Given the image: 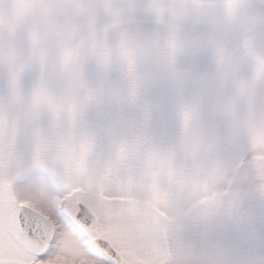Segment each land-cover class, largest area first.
<instances>
[{"label":"rangeland","instance_id":"obj_1","mask_svg":"<svg viewBox=\"0 0 264 264\" xmlns=\"http://www.w3.org/2000/svg\"><path fill=\"white\" fill-rule=\"evenodd\" d=\"M137 2L0 0V164L45 212L87 205L96 223L84 230L110 241L129 264H188L184 246L220 198L208 189L191 198L204 173L264 166V25L234 30L223 57H200L206 70L223 63L236 74L211 113L184 108L161 127L138 106L139 90L130 89L127 119L101 102L104 83L139 70L125 33L161 24L123 13ZM193 123H214L231 142L225 149L210 137L206 151L188 149L182 137ZM34 171L58 187L20 184Z\"/></svg>","mask_w":264,"mask_h":264},{"label":"clouds","instance_id":"obj_2","mask_svg":"<svg viewBox=\"0 0 264 264\" xmlns=\"http://www.w3.org/2000/svg\"><path fill=\"white\" fill-rule=\"evenodd\" d=\"M129 10L161 24L156 30L125 33L139 70L125 80L104 83L101 102L127 119L133 114L130 89L139 90L138 106L161 127L184 108L211 113L221 91L236 83V74L223 63L215 71L206 70L198 62L200 57L208 53L223 57L234 30L264 25V0L227 6L219 0H138L122 11ZM210 137L219 139L225 149L231 142L214 123L206 128L193 123L182 140L188 149L206 151ZM205 189L220 198L210 205L211 219L184 246L188 264H264V166L216 165L204 173V183L192 189L191 198ZM199 214L197 210L195 217Z\"/></svg>","mask_w":264,"mask_h":264},{"label":"snow or ice","instance_id":"obj_3","mask_svg":"<svg viewBox=\"0 0 264 264\" xmlns=\"http://www.w3.org/2000/svg\"><path fill=\"white\" fill-rule=\"evenodd\" d=\"M40 183L58 187L54 177L38 171L20 182ZM91 224L83 205L76 210L61 204L45 212L43 200L23 192L11 168L0 164V264H120L107 243L84 230Z\"/></svg>","mask_w":264,"mask_h":264},{"label":"water","instance_id":"obj_4","mask_svg":"<svg viewBox=\"0 0 264 264\" xmlns=\"http://www.w3.org/2000/svg\"><path fill=\"white\" fill-rule=\"evenodd\" d=\"M80 205H83L85 206L88 210H89V213L92 217V224L90 227L94 226L95 223H96V215L88 208L87 205H85L83 202H78L77 203V207H79ZM78 210V208H77ZM93 240H100V241H103L105 243H107L116 253V255L118 256L119 260H120V264H129L122 256L121 254L111 245V243L107 240V239H104V238H101V237H97V238H94ZM161 264H165V262H162Z\"/></svg>","mask_w":264,"mask_h":264}]
</instances>
